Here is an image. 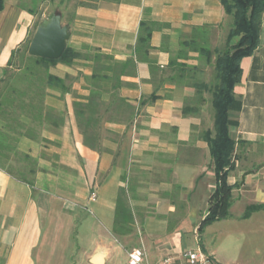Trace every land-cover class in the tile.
<instances>
[{"label": "crops", "instance_id": "crops-1", "mask_svg": "<svg viewBox=\"0 0 264 264\" xmlns=\"http://www.w3.org/2000/svg\"><path fill=\"white\" fill-rule=\"evenodd\" d=\"M62 7L67 47L81 57L71 66L51 69L68 89H50L45 101L60 125L46 123L39 140L22 138L17 145L37 161L34 186L11 175L12 162L0 158V264H94L97 256L101 264H129L133 249L159 264L186 250L189 225L199 219L198 230L216 188L205 139L214 128L211 96L205 93L201 101L189 75L170 66L177 61L197 67L199 53L187 46L193 32H208L210 43L211 33L231 18L221 0H67ZM34 20L22 0H5L0 80ZM142 24L153 30L148 53H136ZM97 52L120 65L133 60L136 69L121 77L120 88L116 82L102 84L105 93L96 115L100 146L94 149L85 144L76 104H88ZM241 66L230 119L237 154L244 146L250 155L251 148L264 146V15L260 45ZM116 97L133 108V115L118 111ZM257 171L252 164L237 165L229 181L236 184L231 178L238 173L244 187ZM121 188L127 189L135 220L132 249L113 233Z\"/></svg>", "mask_w": 264, "mask_h": 264}, {"label": "trees", "instance_id": "trees-1", "mask_svg": "<svg viewBox=\"0 0 264 264\" xmlns=\"http://www.w3.org/2000/svg\"><path fill=\"white\" fill-rule=\"evenodd\" d=\"M225 13L231 18L230 29L226 45L223 50H212L209 45L208 32L196 29L192 41L187 46L203 57L206 64L214 68L215 76L211 84L198 82L194 75L198 72L196 66L172 62L171 66L183 77L188 74L193 80L192 86L196 89L199 99L203 100L205 93L211 95L214 111V128L208 131L205 139L209 145L213 161L216 188L209 199L208 213L198 228L203 235L205 229L215 223L229 219L233 205V191L237 185L229 181L230 173L237 168L238 141L232 133L230 112L236 106L235 89L241 81L243 69L241 63L244 59L252 57L260 45L262 19L264 15V0H221ZM5 8V0H0V12ZM152 28L142 24L136 53L141 50L148 53L151 50L150 39ZM17 51H14L9 61L4 78L0 80V158L13 163V157L21 161H32L28 154L18 150V143L22 138L39 140L40 132L45 129L46 123L60 125L61 118L53 115L46 107L45 101L50 96L49 90L60 89L67 93L65 80L51 73V69L58 64L73 65L81 55L71 47H67L59 59H46L29 55L24 73L12 74L7 80L9 68ZM96 68L90 79L92 87L90 95L86 98L87 105L76 104V115L80 130L84 136L85 144L91 148L100 146L98 130L101 125L100 118H96L102 107L101 99L105 90L103 83L116 82V89L120 88L121 77L134 74L136 63L133 60L125 64L113 63V58L100 52L94 55ZM153 71L158 69L150 64ZM111 72L112 76L102 74ZM4 85V87H1ZM118 111L122 114L133 115V108L121 98H114ZM11 163V165H12ZM35 163V162H34ZM8 171L19 180L34 186L37 169L34 167L28 173L12 167ZM35 166V165H34ZM123 181L126 178L123 177ZM264 211V204L250 205L243 216L244 220L252 214ZM135 232V220L128 203L127 190L120 189L113 233L116 238L132 236Z\"/></svg>", "mask_w": 264, "mask_h": 264}, {"label": "rangeland", "instance_id": "rangeland-1", "mask_svg": "<svg viewBox=\"0 0 264 264\" xmlns=\"http://www.w3.org/2000/svg\"><path fill=\"white\" fill-rule=\"evenodd\" d=\"M65 1L67 0H22L23 7L28 9L35 20L28 38L17 50L12 66L9 68V74L5 77L7 80L12 74H19V70H21L20 74L24 73L27 57L31 55L29 49L38 28L52 15H62V5ZM229 25L222 30L219 29L217 32L211 33L209 45L212 46V50L224 49L230 29ZM10 40H12V36ZM197 64L198 72H196L195 79L206 84L213 83L214 68L207 65L203 57L199 58ZM247 149L248 147L245 148V150ZM251 149L253 153L251 152L250 155H246L244 146L238 149L236 155L241 161L236 165L248 167L252 164L258 170L259 175L256 178L247 179L248 183L245 182L244 187L241 185V178L238 177V173L232 175L231 179L237 184V187L233 191V205L229 219L207 227L204 234L201 235L198 230H194L200 220L194 218L195 220H192L186 233L188 240L186 250L197 249L200 246L212 255L219 264H264V211L252 214L247 220L243 219L248 206L264 204V146H256ZM12 160L11 167L14 172L17 173L18 170L22 169L28 173L30 169L35 167L38 173L37 161L34 158L32 161H21V159L13 157ZM172 222L174 221L172 220ZM172 222L170 221L171 224ZM135 237L136 229L132 236L123 237L120 240L125 242L129 249H132L137 242Z\"/></svg>", "mask_w": 264, "mask_h": 264}, {"label": "water", "instance_id": "water-1", "mask_svg": "<svg viewBox=\"0 0 264 264\" xmlns=\"http://www.w3.org/2000/svg\"><path fill=\"white\" fill-rule=\"evenodd\" d=\"M66 28L61 25V17L59 15L51 16L44 21L38 28L35 37L32 40L29 53L46 59H59L67 48ZM251 172H247L243 176V181ZM94 264H101V256L94 259Z\"/></svg>", "mask_w": 264, "mask_h": 264}, {"label": "built area", "instance_id": "built-area-1", "mask_svg": "<svg viewBox=\"0 0 264 264\" xmlns=\"http://www.w3.org/2000/svg\"><path fill=\"white\" fill-rule=\"evenodd\" d=\"M129 264H150L145 253L139 249L128 252ZM159 264H219L216 259L204 251L197 249L183 250L178 253L165 256Z\"/></svg>", "mask_w": 264, "mask_h": 264}]
</instances>
